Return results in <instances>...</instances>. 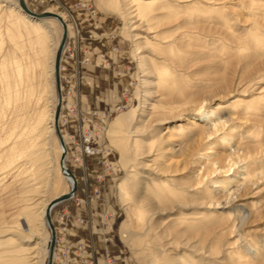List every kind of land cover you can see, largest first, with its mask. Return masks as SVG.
I'll return each instance as SVG.
<instances>
[{
  "label": "bare ground",
  "instance_id": "obj_1",
  "mask_svg": "<svg viewBox=\"0 0 264 264\" xmlns=\"http://www.w3.org/2000/svg\"><path fill=\"white\" fill-rule=\"evenodd\" d=\"M105 1L108 8L128 17L126 30L135 48L131 59L140 69L144 96L138 106L117 115L108 130L125 171L117 186L128 216L120 227L122 239L129 242L141 264H264V234H257L264 233V200H246L264 189V87L258 88L259 96L234 99L201 111L217 100L216 94L225 93L232 80L215 85L219 89L214 85L206 90L200 88L196 84L198 78L183 71L189 69L187 50L180 42L166 45L168 42L158 40L153 30L162 24L175 25L172 31L188 37L190 33L183 31L184 27L201 20L214 21L225 30L238 20L236 7L240 6L260 18L236 44L237 54L246 59L262 57L264 8L255 3L248 10L242 5L245 0ZM25 3L32 14L20 0H0V170L7 176L16 166L23 181L20 212L11 222H0V264H42L45 260L47 264L52 241L47 208L51 202L69 195L51 210L56 230L54 264L58 232L52 211L72 199L78 189L76 175L67 164V139L60 128L65 108L62 61L70 44V26L64 14L51 8L36 12L27 0ZM43 12L53 15H36ZM63 23L67 38L60 60L62 102L58 122L65 143L64 164L73 176L62 169L63 146L55 127V61ZM153 51L158 53L157 59L148 60L145 52L152 55ZM263 68L264 61L261 70L247 81L257 84L264 79ZM249 86L239 93L247 94ZM103 114L106 122L108 117ZM185 114L196 115L185 118ZM181 118H185L184 123H177ZM226 126L228 129L223 132ZM89 138L85 137L91 141ZM209 140V148L220 144V153H202L206 147L201 146ZM51 144H56V153ZM87 146L82 143L84 150L94 154L95 149ZM51 172H55L57 180L50 178ZM190 173L198 177L195 182ZM63 181L68 182V190H61ZM48 188L55 192L45 198ZM205 200L225 210L208 214L201 210L185 212L191 206L200 208ZM176 211L179 214L172 216ZM257 221L263 227L254 230L256 235L249 234L247 228ZM45 225L50 232L42 237ZM9 234L18 237H8ZM234 235V242L228 240ZM233 244H237L236 250H232Z\"/></svg>",
  "mask_w": 264,
  "mask_h": 264
},
{
  "label": "rangeland",
  "instance_id": "obj_2",
  "mask_svg": "<svg viewBox=\"0 0 264 264\" xmlns=\"http://www.w3.org/2000/svg\"><path fill=\"white\" fill-rule=\"evenodd\" d=\"M27 3L36 12L51 8L64 14L70 26L68 40L70 44L65 50L62 61L65 108L62 109L60 116V128L62 131L64 130L67 139V164L76 175L78 189L72 199L58 204L52 211L58 232L59 248L56 260L61 256L60 261L63 264H107L108 262L109 264H120L121 260L125 263L127 261V264H141L135 257L129 242H125L120 234L121 224L128 216L117 186L125 171L120 158L121 155L111 144L108 136L109 126L115 117L128 112L131 107L138 106L141 99L144 98L140 82V69L131 59L135 48L131 43L130 33L126 30L128 17L108 8L105 0H27ZM255 3H260L261 7L264 8V0H245L242 5L250 10V7ZM236 9L238 20H234L231 28L228 27L225 30L217 27L214 21L205 22L203 20H201L202 22H191L184 27L186 29L182 28L183 31L190 33L188 37L180 36V32L176 34L172 31L175 25L162 27V24L153 29L158 35V40L160 38L164 40L163 42H168L166 45L172 42H180L181 46L184 47L183 49L187 50L186 64L189 69L186 68L183 71L186 70L188 75L197 77L196 84L200 85V88L206 90L210 85L215 87V85H223L228 79L232 80L230 88L220 95L215 92L217 100L206 104L201 111L210 110L219 104L230 103L234 99L259 96L256 93L257 90L264 87V79L257 84V81H252V83L247 81L251 74L261 70L264 56L246 59L244 55L237 54L238 51L235 47L241 42V38L248 35L247 31L259 20L260 16H252L249 12H244L240 6H237ZM145 27L147 28V25ZM54 31L56 32L54 36L56 40L58 38L57 28ZM230 38L236 41L231 42ZM223 40L224 43H222ZM214 45H216L215 49H213ZM223 49L226 50L223 51ZM220 50L223 52H219ZM159 52L163 56L160 50ZM145 54L149 56L148 60L157 59L155 56H158V53L154 51L152 55L148 52ZM246 85H250V88L247 87V89L249 88L247 94H240L239 91ZM215 88L219 89V87ZM234 91L236 93L227 98ZM103 113L108 117L106 122ZM193 115L187 114L186 116L185 114V118ZM185 118L177 119L176 122L184 123ZM169 125L171 126L173 123ZM227 129L228 126L223 129V132ZM85 135L90 136L91 141L85 139ZM209 142L210 140L201 146L202 149L206 147L202 153L207 151L220 153L222 150L220 144L210 145L212 148H209ZM82 143L84 145L87 143L89 147L95 149V153L90 154L84 150ZM50 146L52 151L56 153V144ZM17 165L20 163L18 162ZM15 167L11 169L8 177L5 176L4 171L0 170V222H11L23 205L21 201L23 181H20L22 176H18V170ZM190 176L193 182L198 178L191 173ZM50 178L57 180L55 172L50 173ZM83 180H85L89 191L85 198L78 195V191H83L81 187ZM181 180L186 181L183 177ZM2 182L3 184H1ZM12 183L13 185H11ZM68 187V182L63 181L61 190H68ZM49 188L45 198H50L55 192V189ZM90 192L96 196L101 192L103 196L108 195V193L111 195L100 204L98 201H92ZM252 199L264 200V189L258 191L253 197H246L247 201ZM205 201L200 208L191 206L185 212L193 213L201 210L208 214L225 210L222 207L216 208L210 201ZM107 206L111 210L107 209ZM74 207H82V214L73 216L75 214L72 212ZM92 210L98 214L95 216ZM178 214L179 212L176 211L172 216ZM112 219L114 224L109 235L113 240L108 236L105 229ZM99 220L105 227L99 225ZM262 227L263 223L252 222L247 231L251 232L249 233L251 235H256L254 230ZM44 228L46 230H43L42 237L50 232L46 225ZM73 229H75V235L72 237L73 241H70V234L74 233ZM257 234L264 233L260 231ZM202 236L203 234H200V237ZM211 236L210 233L209 238ZM8 237L18 236L9 234ZM236 238L234 235L228 240L234 242ZM108 241L111 243L114 241L119 247L113 244H110V247ZM73 243L76 245L71 247ZM206 243H208L207 239ZM236 246L237 244H233L232 250H236ZM42 264H46V260Z\"/></svg>",
  "mask_w": 264,
  "mask_h": 264
},
{
  "label": "water",
  "instance_id": "obj_3",
  "mask_svg": "<svg viewBox=\"0 0 264 264\" xmlns=\"http://www.w3.org/2000/svg\"><path fill=\"white\" fill-rule=\"evenodd\" d=\"M20 3L22 5V7L28 11L30 14H32V12L30 11V9L27 7L25 0H20ZM37 16H52V13L49 12H43L41 14H36ZM59 18V17H58ZM61 19V18H60ZM63 29H64V33H63V37H62V41L60 44V47L58 49L57 52V56H56V61H55V72H56V83H57V91H58V104H57V108H56V113H55V124H56V132L58 134V137L60 139V142L63 146V155L61 158V166L64 172H66V174H69L71 176H73V174L71 173V171H69L65 164V157H66V153H65V143H64V139L61 135L60 129H59V114H60V109H61V102H62V93H61V84H60V60H61V54H62V50L63 47L66 43V38H67V27L66 25L63 23ZM76 186L73 187V190H75ZM67 197H69V195H64L63 197L53 201L50 203L49 207L47 208V221L49 224V227L51 229V233H52V241H51V245H50V253H49V257H48V263L47 264H52L53 263V253H54V249H55V244H56V230L54 228V225L52 223V218H51V210L53 208V206H55V204H57L58 202L66 199Z\"/></svg>",
  "mask_w": 264,
  "mask_h": 264
},
{
  "label": "crops",
  "instance_id": "obj_4",
  "mask_svg": "<svg viewBox=\"0 0 264 264\" xmlns=\"http://www.w3.org/2000/svg\"><path fill=\"white\" fill-rule=\"evenodd\" d=\"M80 184V183H79ZM81 185V184H80ZM81 187H82V189H83V191H81V192H79L78 191V195L79 196H81L82 198H85L86 196H88V193H89V191H88V189H87V187H86V184H85V180H83V185H81ZM92 189V188H91ZM84 193V194H83ZM102 194V192L100 193V194H98L97 196L95 195V194H93V192H90V198L92 199V201L93 202H99L100 204H101V202L102 201H105L107 198H109L110 197V195H111V193L109 194L108 193V195H105V196H103V195H101ZM96 196V197H95ZM105 203V202H104ZM110 208V207H109ZM108 208V206H107V209H109ZM82 210H83V208L82 207H74L73 208V211L72 212H74L75 214L73 215V216H75V215H81L82 214ZM109 210H111V209H109ZM115 210V209H114ZM92 212H93V214L96 216L98 213L97 212H94L93 210H92ZM105 212V211H104ZM72 216V217H73ZM99 225H102L103 227H105L104 226V224H102L101 222H100V220H99ZM113 224H114V222H113V219L111 220V221H109V226L106 228L105 227V229H106V232H107V234H108V236H110L111 237V235H109L110 233H111V230L113 229ZM84 227V226H83ZM85 229V228H84ZM74 233L73 234H70V237H71V240L70 241H73V239H72V237L75 235V229H73L72 230ZM112 238V237H111ZM112 240H113V238H112ZM75 242V241H74ZM110 244H113L114 246H116V247H119V246H117L115 243H114V241H112V243L111 242H109L108 241V245L111 247V245ZM76 244L75 243H73L72 245H71V247L73 246H75ZM58 248H59V246H58V244H57V247H56V254H57V251H58ZM116 255H118V254H116ZM60 258H61V256H59V258H58V260H56L57 258H55V264H63V262L62 261H60ZM100 264V263H99ZM107 264H109V262L107 263ZM120 264H127V261H126V263L124 262V261H120Z\"/></svg>",
  "mask_w": 264,
  "mask_h": 264
},
{
  "label": "built area",
  "instance_id": "obj_5",
  "mask_svg": "<svg viewBox=\"0 0 264 264\" xmlns=\"http://www.w3.org/2000/svg\"><path fill=\"white\" fill-rule=\"evenodd\" d=\"M87 147H89V146H87ZM87 147H86V148H87Z\"/></svg>",
  "mask_w": 264,
  "mask_h": 264
}]
</instances>
